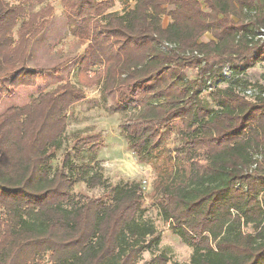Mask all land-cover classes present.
Listing matches in <instances>:
<instances>
[{
    "label": "trees",
    "instance_id": "trees-1",
    "mask_svg": "<svg viewBox=\"0 0 264 264\" xmlns=\"http://www.w3.org/2000/svg\"><path fill=\"white\" fill-rule=\"evenodd\" d=\"M46 1L0 0L1 92L19 77L33 86L42 72L57 73L72 60L29 67L33 43L50 23L53 6L36 9ZM61 2L71 35L88 41L76 59L79 83L101 84L118 109L138 110L121 128L139 157L178 119L208 128L215 141L238 138L213 152L205 170L193 169L174 184L160 205L163 219L193 248L190 263L175 264H264V84L250 96L237 88L241 74L264 62V0H135L123 11L110 10L116 0ZM227 66L232 83L220 86ZM42 98L0 115V264H38L45 257L51 264H168L164 253L140 262L161 235L142 218L140 183L110 184L95 168L93 136L74 146L79 153L89 147L88 162L66 153L68 176L89 187L108 184L107 196L81 194L72 206L39 209L20 203V194L49 191L33 138L51 126L61 145L68 110L83 97L61 95L48 106Z\"/></svg>",
    "mask_w": 264,
    "mask_h": 264
},
{
    "label": "rangeland",
    "instance_id": "rangeland-1",
    "mask_svg": "<svg viewBox=\"0 0 264 264\" xmlns=\"http://www.w3.org/2000/svg\"><path fill=\"white\" fill-rule=\"evenodd\" d=\"M134 1L116 0L110 10L123 11L132 7ZM47 2L53 6L50 23L33 43L29 67L53 68L64 60H72L67 63V67L56 73V77H53V71L42 72L40 76H44V81H40L41 85L37 88H25L27 85L20 83L21 77L15 79L7 92L0 91V115L10 107L23 106L40 95L43 104L47 106L55 103L61 95H82L83 98L74 102L68 110V125L62 135L61 145L57 144L58 131L51 126L33 138L30 148L38 169L48 178L49 191L40 197L20 194V203L24 207L39 209L56 203L72 206L81 194L107 196L108 184L89 187L85 182L74 181L68 176L70 165L65 163L66 153H70L74 162H88L91 158L89 147H84L79 153L74 146L77 138L93 136V142L98 146L93 159L95 168L103 172L110 184L140 183L143 190L142 218L151 219L161 235L160 243L144 251L140 262L164 253L169 256L168 264L190 263L193 248L184 243L173 232L170 223L163 219L160 205L168 201L174 184L184 179L193 169L205 170L213 152L231 148L238 138L215 141L210 138L211 131L208 128L186 119H178L143 158L139 157L129 148L121 128L124 118L133 116L138 110L133 106L126 111L118 109L111 96L102 94V88L79 83L76 59L83 53L88 41L69 32L67 12L61 0H47L37 5L36 9ZM208 38L210 34L203 37L204 40ZM226 78V81L220 82V86L231 84L233 74L228 73ZM260 84H264V62H258L241 74L237 88L241 92H256ZM2 132L3 127L0 126V135ZM245 229L252 228L248 226ZM38 264L51 262L45 257Z\"/></svg>",
    "mask_w": 264,
    "mask_h": 264
},
{
    "label": "crops",
    "instance_id": "crops-1",
    "mask_svg": "<svg viewBox=\"0 0 264 264\" xmlns=\"http://www.w3.org/2000/svg\"><path fill=\"white\" fill-rule=\"evenodd\" d=\"M169 22V19L168 18H165L164 19V23L165 24H167ZM69 64H66V65H64L61 69H63V68H65V67H67ZM75 69H76V64H75ZM56 76H58V74H53V77H56ZM42 81H44V76H38L37 77V79H36V84L34 85V86H25V88L26 87H28V88H37V87H39L40 85H41V82ZM95 86H97V87H99V88H101V84H99V85H95ZM1 102V101H0Z\"/></svg>",
    "mask_w": 264,
    "mask_h": 264
},
{
    "label": "built area",
    "instance_id": "built-area-1",
    "mask_svg": "<svg viewBox=\"0 0 264 264\" xmlns=\"http://www.w3.org/2000/svg\"><path fill=\"white\" fill-rule=\"evenodd\" d=\"M263 39H264V36H263ZM168 45V44H167ZM230 73L232 74L233 73V69L230 68V66H227L225 69H224V74L227 76V74ZM248 91V92H247ZM254 92H252V90H246V92H244V94H247V95H252ZM256 166V165H255ZM254 166V167H255Z\"/></svg>",
    "mask_w": 264,
    "mask_h": 264
}]
</instances>
